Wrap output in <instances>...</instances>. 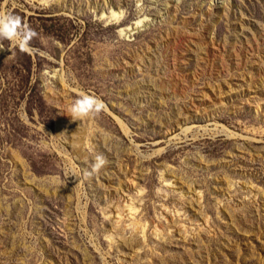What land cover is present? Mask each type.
Segmentation results:
<instances>
[{"label":"rangeland","instance_id":"rangeland-1","mask_svg":"<svg viewBox=\"0 0 264 264\" xmlns=\"http://www.w3.org/2000/svg\"><path fill=\"white\" fill-rule=\"evenodd\" d=\"M2 14L36 36L0 49V264H264V0Z\"/></svg>","mask_w":264,"mask_h":264},{"label":"clouds","instance_id":"clouds-1","mask_svg":"<svg viewBox=\"0 0 264 264\" xmlns=\"http://www.w3.org/2000/svg\"><path fill=\"white\" fill-rule=\"evenodd\" d=\"M36 36L34 30L25 24L20 17L10 14L0 15V49L4 48L3 41L8 40L19 48L20 51L28 53L31 52L30 41ZM106 108L105 103L100 98L81 93L76 99L67 114L73 120H83L95 118ZM107 159L103 155L94 157L93 162L86 170L85 175L89 178L98 174L101 169L107 166Z\"/></svg>","mask_w":264,"mask_h":264}]
</instances>
